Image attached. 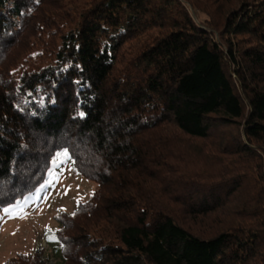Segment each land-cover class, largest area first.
<instances>
[{"label":"trees","instance_id":"16d2710c","mask_svg":"<svg viewBox=\"0 0 264 264\" xmlns=\"http://www.w3.org/2000/svg\"><path fill=\"white\" fill-rule=\"evenodd\" d=\"M63 150L64 263L264 264V0H0V208Z\"/></svg>","mask_w":264,"mask_h":264},{"label":"rangeland","instance_id":"374dc122","mask_svg":"<svg viewBox=\"0 0 264 264\" xmlns=\"http://www.w3.org/2000/svg\"><path fill=\"white\" fill-rule=\"evenodd\" d=\"M53 160L48 178L36 192L17 201L19 205L16 202L6 206L15 207L11 215L3 211L6 207L0 208V264L18 254H33L40 249L50 258L49 264H66L61 242L55 234L61 227L57 215L73 212L79 205L77 202L88 200L98 184L83 176L71 158L63 164ZM53 234L54 239L48 238Z\"/></svg>","mask_w":264,"mask_h":264},{"label":"snow or ice","instance_id":"6c2138e0","mask_svg":"<svg viewBox=\"0 0 264 264\" xmlns=\"http://www.w3.org/2000/svg\"><path fill=\"white\" fill-rule=\"evenodd\" d=\"M61 157H64V159H61ZM67 159H70V155L67 151H64V152H61V153H58L56 155V157L54 158L53 160V163H57V164H63L65 162V160ZM66 194V193H65ZM20 202H17V205H19ZM79 204V201L77 202ZM3 211L8 214V215H11L14 211H15V207H6V208H3ZM75 213H73L74 215ZM48 238L50 239H54L55 236L54 234L53 235H50Z\"/></svg>","mask_w":264,"mask_h":264}]
</instances>
